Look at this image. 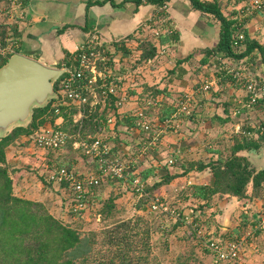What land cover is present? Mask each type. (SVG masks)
I'll use <instances>...</instances> for the list:
<instances>
[{"label":"crops","instance_id":"crops-1","mask_svg":"<svg viewBox=\"0 0 264 264\" xmlns=\"http://www.w3.org/2000/svg\"><path fill=\"white\" fill-rule=\"evenodd\" d=\"M218 1L227 17H238L241 0ZM14 3L20 4L21 11H24L23 15L16 19L11 16L3 19L5 25L12 20H18L14 23L17 28L14 36L16 39L14 51L36 58L49 66H57L58 63L67 60L68 53L74 52L77 46L95 34L108 50V55H113L111 58L112 62L115 61L113 69H120V72L118 71L120 77L125 67L122 64L125 63L119 61L124 60L125 57L126 63L127 59L129 61L127 57L128 55L130 57V52L134 51L136 38L146 35L152 37L156 45L155 55L137 62L136 73L123 75L124 78L122 77L121 80L125 86L128 85V89L130 84V89L133 90L131 92L130 89L128 90L129 98L119 110L124 117H129L130 121L133 119V122L130 126L119 125L121 141L117 144L116 153L120 158L137 156L136 164L142 167L152 166L154 177L165 172L177 174L181 173L190 162L208 161L227 154L233 143L234 134H243L250 139H256L259 145L257 148L240 149L237 153L246 155L254 168L264 165V137H261V134L264 135V107L259 103L250 106L245 103L247 92L243 80L236 81L231 71L233 68L244 75H263L260 53L254 50L241 58L227 56L221 52L204 55L202 48L211 47L218 39L219 22L211 15L193 9L188 0H169L165 8L162 7L163 5L157 6L148 2L135 8L131 2L115 5L111 0L93 2L89 5L87 0H0V7L2 5L1 8L13 13L11 6ZM243 28L248 36L264 46V10H255L246 15L243 18ZM155 30H159L158 37L152 35L151 31ZM129 34L133 37L128 38ZM241 47L242 44L239 48ZM138 51L140 52V49H136L137 54ZM109 65L112 70L111 63ZM126 77L128 79H125ZM205 81L212 82L210 87L207 90L200 89V85ZM146 88L148 90H145ZM158 88L161 91L154 93L155 98L175 105L167 119L175 112L177 99L185 92L191 93L194 101L191 114H181L177 125L161 128L158 141L153 143L154 141L147 137L148 132L135 123L137 118L134 112L140 107L141 99H144V97L140 98L141 93L149 95L148 92H156ZM150 118H156L152 123L153 130L157 129L156 124L163 120L157 115ZM121 127L123 130L120 133ZM153 130L150 132L152 133ZM244 130L249 133H242ZM21 146L17 143L11 144L6 153L11 177L13 172H19L18 176L21 179L19 194L43 201L55 216L65 222L75 219L69 210L71 190L65 184L54 183L47 179L44 165L51 166L52 158L43 156V150L37 152L35 147L29 148L24 144ZM39 157L44 161L47 158L48 163L41 160L40 166L37 167ZM75 157L78 155H74L73 158L67 157L71 166L85 171L88 159L82 163L79 161L83 160L79 158L78 161ZM170 158L174 161L169 162ZM23 163H26V167ZM24 168L28 170L24 172ZM211 180L209 167L190 168L185 174H178L175 179L165 184L160 193H164L166 197L173 194L176 189L179 192L183 186L192 183H210ZM251 189L250 182L247 192L249 193ZM94 190L89 201L91 203L82 214L90 213L91 209H94L93 204H99L101 196L105 197L112 190L120 191L127 197H136L121 178L102 180ZM193 200H196V204L202 202L194 197H188L182 201L181 206L187 205L186 210H188L193 205ZM260 202L258 196L238 198L229 194L215 195L209 212L215 213L218 223H221V220L229 223L231 221H225L229 218L227 205L230 203L239 205L241 213L247 219L243 209L249 206L255 209ZM225 223L219 225L223 230L229 229L228 224ZM248 225L247 220V228ZM259 236L264 241V230L260 231L256 238ZM257 246L255 241L251 242L246 246L245 251L249 253L252 248L258 250ZM245 251L238 262L233 260L219 264H250L252 258L246 257Z\"/></svg>","mask_w":264,"mask_h":264},{"label":"trees","instance_id":"trees-1","mask_svg":"<svg viewBox=\"0 0 264 264\" xmlns=\"http://www.w3.org/2000/svg\"><path fill=\"white\" fill-rule=\"evenodd\" d=\"M103 1L105 0H87V5ZM111 1L115 5L131 2L137 8L144 2L161 6L169 0ZM188 1L193 9L209 14L219 22L218 39L211 47L202 48L204 55L221 52L227 56L241 58L257 50L260 53V67L264 75V46L256 39L248 36L243 27H241L244 33L242 42L237 46L232 43L233 25L237 21V18L227 17L221 10L218 0ZM1 27V35L5 38L4 34L7 32V25L2 23ZM10 27L12 33L15 35L17 32L16 26L11 25ZM131 37H133L132 34H129L128 38ZM149 38L145 36L136 38L137 48L140 49L139 60H147L156 53V45ZM241 44L243 47L239 48ZM102 46L104 47V45ZM11 53H0V66L6 62L7 57ZM70 54H67V58ZM112 56V54H109V62ZM60 64L58 63L57 66H60ZM57 86L58 80L54 81V88ZM145 90L148 89L146 88ZM158 91L161 90L158 88L156 92L150 91L148 92L149 95H142L143 93H141L140 98H150L151 100L149 105L143 106L145 114L151 116L157 115L159 119H164L169 116L175 105L173 106L171 103L155 98L154 93H158ZM114 103L115 97L110 95L103 107L98 104L82 117L79 127V122L73 121V113L76 112V106L64 110L63 120L56 124V116H54L50 109V101H48L46 105L32 107L31 118L27 123L15 124L0 136V264H162L151 251V220H148L142 214H137L135 217L112 220L105 223L99 229L82 230L80 228L81 225L78 227L73 226L63 221L60 217L55 216L43 201L23 196L17 193L13 187L10 165L6 156L7 148L17 137L30 135L42 124L57 125L68 131L71 136L63 145H67L68 147L72 145V141L75 138L89 134L95 135L98 132L99 126L106 120L108 115L114 116V130L116 134L113 138L114 144L109 151V155L114 157L118 147L117 144L121 141L118 126L120 124L129 126L133 122V119L130 121L129 117H124L119 110L120 107H117ZM257 103L264 107V98L262 97ZM152 128L149 130H153ZM107 129L109 128L107 127ZM261 137H264V135L262 136L261 134ZM258 145L259 142L254 138L250 139L243 134H234L233 143L230 145L227 154L221 155L216 159H209L208 161L198 160L190 162L181 173L165 172L158 177H154V168L152 166L142 167L136 164L133 170L135 169L145 181L144 192L140 196H137L136 207L138 209L148 207V202L156 192L164 198V194L160 193L163 186L175 179L178 174H185L190 168L202 169L209 167L212 175L210 183H192L179 190L182 200L194 197L202 201L196 204V206L191 205L189 207L192 213L198 209V214H203L206 209L213 205L215 195L229 194L238 198L263 196L264 169L255 171V168L250 165L247 156L237 153L240 149L257 148ZM80 152L85 158L88 156L81 149ZM65 161V164L60 163L59 166L73 167L69 159H65ZM96 168V160L90 158L88 168L85 171H95ZM115 178L109 177L110 180H115ZM250 182L252 189L248 193L247 187ZM97 184L99 183H96L93 188H96ZM114 196L112 194L108 197L102 208L98 210L96 217L107 214L112 210ZM180 207L181 213L187 209V205ZM210 214L214 216L215 213L211 211ZM241 215L240 224L232 227L233 230H229L230 228L223 230L218 226V228H215L216 231L211 232V234L221 241L245 234L247 219L242 213ZM182 221V217H178L171 224L168 231H172ZM183 223L186 224L184 221ZM199 223L200 225H204L200 222V219ZM187 227L198 236L190 224ZM259 232H256L255 238L250 240V243L254 241L256 243V237ZM208 233L210 231L206 227L204 234ZM256 244L258 245V243ZM192 257L191 254L179 253L174 264H188V260Z\"/></svg>","mask_w":264,"mask_h":264},{"label":"built area","instance_id":"built-area-1","mask_svg":"<svg viewBox=\"0 0 264 264\" xmlns=\"http://www.w3.org/2000/svg\"><path fill=\"white\" fill-rule=\"evenodd\" d=\"M241 1L242 5L237 15V21L233 25L232 43L235 46L240 44L244 38L241 28L243 27V18L255 10H264V0ZM162 7L165 8L166 3ZM6 11L8 13V10ZM2 23L5 22L3 17L0 16V53H10L14 51L15 44L13 47L11 46L8 23H6L7 32L4 34L5 38L1 35ZM154 33L159 34V30H155ZM58 67H63L64 71L55 80H58V86L54 88L55 95L49 100L50 109L56 116V124L63 120L64 110L72 106L77 107L76 112L73 113V121L79 122L80 127L82 117L98 104L103 107L110 95L115 97L114 104L117 107H122L129 98L130 94L127 86L111 70L108 50L102 46L95 34H92L87 41L77 46L67 60L61 62ZM231 71H233L236 81L243 80L247 92V100L245 102L247 105L250 106L257 103L262 97L264 98V75H244L233 68H231ZM211 83V81H205L200 85V89L207 90ZM193 101V95L185 92L177 99L176 110L172 116L158 122L156 124L158 128L152 133H149V129L153 125L151 120L146 117L143 106L138 107L134 112L137 118L135 123L145 131L149 130L147 137L155 143L159 139L161 128L177 125L181 114H191ZM150 102V99H146L147 104ZM114 123V116L108 115L106 120L99 126L95 135L80 136L72 141L74 147L81 149L88 157L96 160L97 168L95 171L88 172L74 167L44 165L48 180L58 184H65L71 190L69 210L74 216L79 213L82 214L83 210L88 206L95 191L93 186L111 176L121 178L123 183L127 184L136 196H140L144 192L145 181L135 169L133 170L137 163V156L126 159L120 158L116 152L114 157L109 155L113 145L109 138L115 137ZM242 133L248 134L249 131L244 130ZM70 136L71 134L68 131L52 124H42L29 135L35 144L47 150L62 147ZM168 161L173 162L174 160L170 158ZM148 208L174 216L175 219L182 217L183 221L189 223L195 229L200 238L205 232L197 225L195 214L190 209L183 210L181 213L179 208L170 205L158 193L148 202ZM253 209L250 206L243 209L244 213L247 214L249 224L245 234L223 241L215 238L211 234V230L208 233L210 235L206 234L204 242L211 251L215 264L239 258L250 243V240L255 238L256 232L264 230V197L258 203V207Z\"/></svg>","mask_w":264,"mask_h":264},{"label":"rangeland","instance_id":"rangeland-1","mask_svg":"<svg viewBox=\"0 0 264 264\" xmlns=\"http://www.w3.org/2000/svg\"><path fill=\"white\" fill-rule=\"evenodd\" d=\"M16 4V5H15ZM2 7V5H1ZM0 7V13L3 17V19H5L6 17H13L14 19H16L18 16L23 15L24 11H21L22 9L20 8V4L14 3L11 10H13V13H7L5 8H1ZM9 14V15H8ZM18 22V20H12V22L10 21V23L8 22V32H10V36H9V40L11 42V46L13 47V45L15 44V37L12 36L14 35L13 33L11 34V25H14V23ZM152 35H154L155 37H158L159 34H155L154 31H151ZM144 37V36H143ZM145 37H148L147 35ZM150 37V36H149ZM149 39H152V37H150ZM136 49L139 50V48H137V44L136 46H133V52H130V57L128 55L127 58H129V61L127 59V63H126V57L124 58V60H120L119 63H125L122 64L124 67V72L120 73V77L118 76V73L120 72V69H113L115 67V61L111 62L112 65V71L115 72L114 74L117 75L119 78H121V80H123V75H127V74H134L136 73V63L137 62H141L142 60H139V54L136 53ZM15 52V51H14ZM135 53V54H134ZM134 54V55H133ZM137 56L136 58L134 56ZM117 60V59H116ZM110 63V62H109ZM118 66V65H117ZM135 67V68H134ZM119 71V72H118ZM123 77V78H122ZM125 79H128L127 77ZM124 83V82H123ZM128 88V85H127ZM129 89H130V84H129ZM128 89V90H129ZM133 90L130 89L129 92ZM140 107L141 106H147L149 104L146 103V99H141V101L139 102ZM146 117L151 120V122L154 123V119L156 118H150V115L146 114ZM30 119H27L24 123H27ZM161 120V119H160ZM130 126V125H129ZM119 128V126H118ZM123 128L121 127L120 133L122 132ZM5 133V132H3ZM116 134V132H115ZM113 138L114 137H110L109 139L111 140V143L114 144L113 142ZM22 139V140H21ZM17 143L18 145L21 146V144H24L26 146H29V144L31 145V143L33 144L30 147H35V150L38 152L39 150H43V156H50L52 158L51 160V167H55V166H59L60 163L61 164H65L64 162L65 159H67V157H71L73 158L74 155H78V157H75L76 160L79 161V158L83 161H79V162H85L87 159L88 161L90 160V157H84L81 156V152L80 149L76 148L73 146V144L71 146H62L60 148L57 149H44L41 146L35 144L32 141V138L29 137V135H21L19 137L16 138V140L12 143L15 144ZM10 147V146H9ZM46 151V152H45ZM44 161V159H42L41 157H39V165L37 167L40 166V161ZM24 162V161H23ZM45 163H48V160L46 158V161H44ZM24 166L26 167V163H23ZM76 167V166H75ZM88 166H86L87 169ZM35 170V167H32ZM33 169H29V170H33ZM78 170H83L82 168H76ZM28 169L24 168V172L27 171ZM23 172V170H22ZM11 174V172H10ZM19 172H13L12 173V177H13V186H14V190L17 193H20L19 191V180H21L18 176ZM184 187V186H183ZM248 189V187H247ZM157 193V192H156ZM178 193V194H176ZM114 194V206L112 208V210L110 212H108L107 214H103L101 215L98 219L96 217L97 212L99 209L102 208V205L104 204V202L108 199V197L110 195ZM164 194V193H163ZM168 195V194H166ZM123 198H122V197ZM264 197L261 196L260 199H262ZM122 198V200L120 199ZM164 199L172 206H176L177 208H181V204L182 203V199H181V195L179 194V192H177V189L174 191L173 194H169L168 196L164 197ZM121 200V201H120ZM91 203V202H89ZM136 203H137V196L136 197H127L124 196V194L120 191H115L112 190V192H110L109 194H106L105 197L101 196V200L99 202V204H93V208L91 209V212L85 215L84 214H80V215H73V220H70V222H67L73 226H80V228L82 230H87V229H99L100 227H102L103 225H105V223L110 222L112 220H116V219H123V218H129V217H135L137 214H142L145 218H147L148 220H151V251L152 253L155 255L156 259L159 260L162 264H174L176 257L178 256V254H191V256H193L190 260H188V264H215L214 263V258L213 255L211 254V251L208 249V247L206 246V243L204 242L206 239V234H203L201 236V238H199L197 235H195L194 233H192L187 225L189 223L185 222L186 224L182 222H179L178 226H176L172 231H168L170 230L169 228L171 227V224L173 222H175V217L174 216H170L169 214L166 213H162L159 211H153L151 209H149L148 207L145 208H140L138 209L136 207ZM196 200H193V205L196 204ZM195 206V205H194ZM210 208L206 209V211H204L203 214H198V209L194 210V214H195V220L198 226H200L203 231H206V227L207 229L210 231L212 230V232L216 231L215 228H218V226L220 224H223L225 222H222V220L220 221L221 223H218L219 221L216 220L215 216H211L210 212H209ZM95 211V213H94ZM226 211L229 215V218H226L225 221L229 222V223H225L228 224V227L230 228L229 230H233L232 226L235 225L237 226L238 224H240L241 219H242V215H241V207L239 205H235V203H230L229 205H227ZM109 214V216H108ZM83 215V216H81ZM108 217V218H107ZM106 219V220H105ZM199 219L200 222L204 225H200L199 223ZM239 222V223H238ZM218 225H215L217 224ZM164 229V230H163ZM226 230V229H225ZM236 233V232H235ZM210 235V234H207ZM230 235V234H228ZM204 236V237H203ZM256 243H258L259 249L255 250L254 248L248 251H245V255L246 257L249 256L252 258V262L250 264H262L261 262L264 263V241L263 238L261 236H259V238H256ZM251 253V255H249ZM248 254V255H247ZM255 255V257L253 256ZM241 257V256H240ZM237 262L239 261V258L236 259ZM222 263V262H221ZM217 264V263H216ZM240 264V263H238Z\"/></svg>","mask_w":264,"mask_h":264},{"label":"water","instance_id":"water-1","mask_svg":"<svg viewBox=\"0 0 264 264\" xmlns=\"http://www.w3.org/2000/svg\"><path fill=\"white\" fill-rule=\"evenodd\" d=\"M63 67L49 66L21 52H12L0 66V136L31 118L33 106H43L55 95L54 81ZM264 169L263 166L255 171Z\"/></svg>","mask_w":264,"mask_h":264},{"label":"clouds","instance_id":"clouds-1","mask_svg":"<svg viewBox=\"0 0 264 264\" xmlns=\"http://www.w3.org/2000/svg\"><path fill=\"white\" fill-rule=\"evenodd\" d=\"M58 67V66H57Z\"/></svg>","mask_w":264,"mask_h":264}]
</instances>
